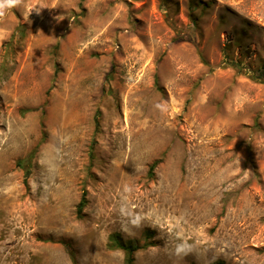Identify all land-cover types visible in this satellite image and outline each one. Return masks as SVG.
<instances>
[{
    "label": "rangeland",
    "instance_id": "1",
    "mask_svg": "<svg viewBox=\"0 0 264 264\" xmlns=\"http://www.w3.org/2000/svg\"><path fill=\"white\" fill-rule=\"evenodd\" d=\"M114 234L264 264V0H0V264H125Z\"/></svg>",
    "mask_w": 264,
    "mask_h": 264
},
{
    "label": "trees",
    "instance_id": "2",
    "mask_svg": "<svg viewBox=\"0 0 264 264\" xmlns=\"http://www.w3.org/2000/svg\"><path fill=\"white\" fill-rule=\"evenodd\" d=\"M97 116H98V114L95 117V131H97L98 127H99V122H98ZM93 147H94V141H92L91 145H90V152H89L90 158H92ZM32 153L28 155L27 159L31 158ZM156 163L157 162H153V164L150 167V171L154 168ZM26 177H27V172L25 173V179H24L25 184H26ZM86 203H87L86 191L82 190L80 200L77 204V211H76L77 217H80L82 210L86 206ZM150 235L151 234L149 231L145 232V239H149ZM152 245H153L152 242L147 241V240L141 244L138 242H132V241H122L117 234H114V235H111L109 237V246L108 247L112 250H118V249L121 250L124 253V263L125 264H133L134 254L136 252L144 250V249H146ZM65 249H66L72 263L74 264L75 263V257H74L73 250L68 245H65ZM211 264H223V262L218 260V261L212 262Z\"/></svg>",
    "mask_w": 264,
    "mask_h": 264
}]
</instances>
